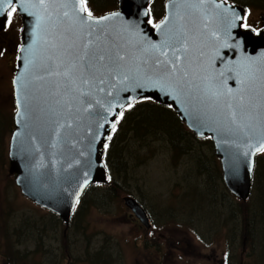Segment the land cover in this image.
<instances>
[{
    "label": "water",
    "instance_id": "1",
    "mask_svg": "<svg viewBox=\"0 0 264 264\" xmlns=\"http://www.w3.org/2000/svg\"><path fill=\"white\" fill-rule=\"evenodd\" d=\"M151 1L117 0V10L100 17L82 11L81 0L16 5L22 26L8 173L24 198L66 226L84 191L107 183L104 146L115 113L143 100L170 107L197 140L209 138L228 192L242 202L250 195L255 158L262 152L257 146L264 139V28L256 35L241 29L237 16L244 17L245 8L217 0H167L157 29L149 23ZM85 44L106 56H124L121 63L142 86L102 69H80L82 62L72 68L68 53H82ZM174 49L179 76L187 72L184 86L144 80V71L158 60L172 67ZM81 71L89 83L82 82ZM123 203L151 228L134 199Z\"/></svg>",
    "mask_w": 264,
    "mask_h": 264
},
{
    "label": "rangeland",
    "instance_id": "2",
    "mask_svg": "<svg viewBox=\"0 0 264 264\" xmlns=\"http://www.w3.org/2000/svg\"><path fill=\"white\" fill-rule=\"evenodd\" d=\"M113 2L86 0V13H107ZM164 2L156 0L153 25L162 18ZM238 7H248L250 18L262 22L264 6L256 0H238ZM10 111L3 109L0 125V264H264V214L261 223L253 201L257 196L253 173L245 202L229 193L223 181L214 184L210 176L222 173L213 146L211 150L208 141L197 140L179 120L195 138H189L191 153L180 155L163 141L129 142L124 156L127 171L117 176L113 167L110 170L112 187L121 190H114L110 200L103 191L91 189L83 198V210L66 226L24 198L15 175L8 173L14 130L7 117ZM126 197L149 213L155 223L153 234L140 231L124 206ZM261 205L264 208L263 200ZM253 217L254 230L247 234Z\"/></svg>",
    "mask_w": 264,
    "mask_h": 264
},
{
    "label": "trees",
    "instance_id": "3",
    "mask_svg": "<svg viewBox=\"0 0 264 264\" xmlns=\"http://www.w3.org/2000/svg\"><path fill=\"white\" fill-rule=\"evenodd\" d=\"M114 5L117 6L115 0L111 5L109 4L111 8L109 12H112V8L114 7ZM103 10H107V8H103ZM103 14L105 13H100L99 15ZM153 108L158 110V112L153 113ZM123 113V117L118 118L115 130H113V132L111 133V139H109V147L106 149V154L104 158V164L108 172L107 187L101 188V186H98L88 188L79 202L81 203L80 206L77 207V210L74 213V215L76 216H78L79 212L83 210V198L91 189V191H103L105 193V197L110 200L115 196L114 190L117 192L121 190V186L112 187V176L110 170L113 167L114 173L118 174L117 176L121 175L119 172L124 173L127 171L124 156L127 152L126 146L129 144V142H138L147 145L148 141H163L164 143L166 142L170 149L172 148L171 150H176L181 153L180 155L184 156L188 155L193 150L190 149L189 138H195L178 121V117L174 114V111L171 108L162 107L150 100H144L134 104V106L130 109H125ZM206 141L209 142L210 148L212 150L210 140L206 139L204 141H201V143H205ZM198 169L200 170L199 167ZM213 175H211L210 178L215 181L214 184L216 183V181H219L221 184V174L215 171ZM256 176H258L257 183ZM254 182L256 185L255 191L257 192V196H255L253 201L258 204L257 209L261 221V218H263L261 216L264 214V208L261 205V201H264V151L255 159L253 170V183ZM254 218L255 217L252 218L253 220L251 221L250 226H248L246 230L247 234H250L249 229L250 232L254 230Z\"/></svg>",
    "mask_w": 264,
    "mask_h": 264
},
{
    "label": "snow or ice",
    "instance_id": "4",
    "mask_svg": "<svg viewBox=\"0 0 264 264\" xmlns=\"http://www.w3.org/2000/svg\"><path fill=\"white\" fill-rule=\"evenodd\" d=\"M25 0H0V16L3 18L0 19V31L5 30L7 27H11L13 24V16L14 14L19 10L16 5L17 3L23 4ZM44 0H39L40 4H43ZM10 6V10L8 9ZM219 6V5H217ZM27 9H25L26 11ZM81 10L87 11L86 7V0H81ZM89 17L91 16V13H88ZM107 19V18H105ZM237 19H244L241 16H237ZM37 21L39 22V17H37ZM167 21L165 20L164 23ZM161 24H155L154 27L159 29L161 28ZM244 27L247 28V24H244ZM91 43V42H89ZM170 43L168 40L164 41V47L168 48L170 47ZM155 48L156 46L153 45ZM187 49L185 48V51ZM175 51H178V49L173 50L174 59L172 60V67L169 68L168 64L164 61H156L155 64L152 66L150 70H146L143 73V79L148 82L153 83H159L162 87L166 84H169L170 82H175L177 87H183L184 83L186 82L187 72H184L183 76H179V65L176 63L178 60H180L179 56H175ZM69 56L73 57V64L72 68L77 67V62L79 63L80 69L90 70L92 68H97L98 70L102 69L103 71L108 73L109 77L112 76H120L125 80H129L132 83L136 85V87H141L142 85L139 82V79L136 75L132 73V70L127 67L126 63H121L125 60V57L120 55L119 53L116 54L115 57L113 56H106L103 52H97L94 50H90L88 44L84 45V51L81 52H69ZM161 55H167L166 51H162ZM146 64L147 61H144ZM67 75V73H65ZM80 75L82 77H85L83 79V83L87 84L89 83V80L86 78V73L84 71L80 72ZM223 75V74H221ZM203 79L206 81L204 87L206 90L211 91V84L207 83L208 77H203ZM100 83H104V80H100ZM103 91V89H101ZM213 96L217 95V92H211ZM134 105L131 103H126V108H132ZM230 106V105H229ZM115 115L119 118H122L124 113L123 112H117ZM113 130H115L116 124L113 123L112 125ZM111 139V137H109ZM107 147V145H105ZM258 150L264 151V139H262L259 142V145L257 146ZM87 183V181H85Z\"/></svg>",
    "mask_w": 264,
    "mask_h": 264
},
{
    "label": "flooded vegetation",
    "instance_id": "5",
    "mask_svg": "<svg viewBox=\"0 0 264 264\" xmlns=\"http://www.w3.org/2000/svg\"><path fill=\"white\" fill-rule=\"evenodd\" d=\"M217 1L223 2L224 4H228L231 7L238 8V0H217ZM155 3H156V0H152L148 6L150 19H152V15L155 12V8H154ZM164 3L161 7L162 14H164ZM256 4L264 6V0H256ZM246 10L247 12L242 21L241 29L250 30L256 35L260 31H262L264 28L263 27L264 17L261 22L262 24L257 23L256 20L250 18L251 10L248 7L246 8ZM263 15H264V9H263ZM157 23L158 22H156V24ZM245 23L247 24V28L244 27ZM20 32H21V18L18 16L16 12L13 16L12 26L7 27L5 30H2V32L0 33V125H2L1 121L3 120V116H4V113H3L4 108H11V111L7 115V117H11V120L13 123V115H14L13 111H14L15 104H14V99H13L12 80H13V76L15 72L17 53L21 45ZM4 69L7 70L6 75L2 74ZM7 101H9L10 103H8ZM12 131H13V128L11 129V132ZM108 147H109V141H108L106 149ZM139 205L143 208L141 204ZM143 210L146 212L150 220V223H151L150 229H146L129 210L128 212L138 222V224L140 225L139 226L140 231L142 233L153 234L154 229H155V223L153 219L151 218V216L149 215V213L144 208Z\"/></svg>",
    "mask_w": 264,
    "mask_h": 264
},
{
    "label": "bare ground",
    "instance_id": "6",
    "mask_svg": "<svg viewBox=\"0 0 264 264\" xmlns=\"http://www.w3.org/2000/svg\"><path fill=\"white\" fill-rule=\"evenodd\" d=\"M145 204H146V203H145ZM231 204H232V203H231ZM234 207H235V206H234ZM231 214H232V213H231ZM236 220H237V219H236ZM195 226H196V225H195ZM210 227H211V226H210ZM234 228H235V227H234ZM226 229H227V228H226ZM237 236H238V235H237ZM261 240H262V239H261ZM257 242H258V241H257ZM256 245H257V244H256ZM260 252H261V251H260ZM255 253H256V252H255ZM255 253H254V254H255Z\"/></svg>",
    "mask_w": 264,
    "mask_h": 264
}]
</instances>
